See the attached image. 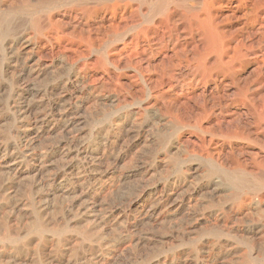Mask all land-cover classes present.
Returning a JSON list of instances; mask_svg holds the SVG:
<instances>
[{
    "label": "bare ground",
    "instance_id": "obj_1",
    "mask_svg": "<svg viewBox=\"0 0 264 264\" xmlns=\"http://www.w3.org/2000/svg\"><path fill=\"white\" fill-rule=\"evenodd\" d=\"M0 111V264H264V0H0ZM10 134L26 166L62 139L99 255L22 237Z\"/></svg>",
    "mask_w": 264,
    "mask_h": 264
},
{
    "label": "rangeland",
    "instance_id": "obj_2",
    "mask_svg": "<svg viewBox=\"0 0 264 264\" xmlns=\"http://www.w3.org/2000/svg\"><path fill=\"white\" fill-rule=\"evenodd\" d=\"M16 117H19V113L0 111V118L2 119L0 122V125L3 127L4 130L8 129L11 131V129H13V127H12L13 126V120H15ZM61 140L62 139H60V138L51 139L49 142H47L45 147H43L42 149L35 150L34 151V153L36 152L35 153L36 156L34 158L35 162H33V160H34L33 159L32 162H30L28 166H26L24 164L25 160H26L24 155H21L19 153L20 146L22 145V142H23L22 140H18L17 138L13 137V134H12V136L10 134L9 139L7 138L3 142L4 145L1 149L2 155L5 156V158L7 160H9V161L12 160L11 161L12 163L17 164L21 169H23L22 171H24L22 177L16 176L11 172L9 173V171L7 169L4 171V175H3V187L4 188H3V190H4L6 197L10 198L9 201H7V204L16 205L22 214V217H23L22 218L23 219L22 220V224H23V235H22V237L23 238H28L27 236L30 237L32 235L30 233L31 232V221H32L31 219L34 215H40V217L43 219V221L45 223L50 222L51 219H55V223L57 224V228L59 230V233L57 232V234H54V230L51 229L50 226H48L46 229L47 233H45V238L51 239V238L57 237V238L63 239L64 237L65 238H67V237L71 238L72 237L71 239L76 241L78 246H81L84 248H92L93 254L97 256V255H99V253L101 251L104 250V248H99V244L101 243V241L99 239H97V240L92 239L93 242L92 241L87 242V241H83L81 238L83 236V233H85L83 231L87 230V232H89L92 230L91 228L93 226L86 224V222L89 220L88 215H89V213H92V212L89 209V213H88L85 206L81 205V202H79L78 200H75V199L72 200L71 196L70 197L67 196L66 194L63 193L62 189H58V188H60V185L62 183H65V182L66 183L63 185V189H64V187H66V184H67L66 179L68 178V177L66 179H62L59 177L56 178L57 174L59 176H61V174L64 173L61 171V168H62V165L64 164V161L60 160V156H62V154L58 150L59 145H57V142L61 141ZM83 140L84 141H81V142H83L84 145L89 144L87 139H83ZM57 151H59L61 154L58 156V158L53 156V155L57 154L56 153ZM26 153H25V155L28 156L30 154H33V151H28ZM50 158H52V161H50ZM58 161H59V163H58ZM34 165L35 166H41V171L36 170L34 168L32 169V166H34ZM48 170H49V172H48ZM28 175H32V176H28ZM68 180H69V178H68ZM41 181H42V183H41ZM84 188L86 189V186ZM54 189H55V191H54ZM60 194H62L63 196ZM71 206L73 207L72 208L73 212L69 215ZM78 214H79V216H78ZM92 214L97 216V213L96 214L92 213ZM24 221H25V223H24ZM70 223L75 225L76 229H73V230L68 229L69 228L68 225H70V226L72 225ZM119 225H120V223L119 224L117 223V225L115 227H119ZM67 229L70 231H68ZM66 233H68V235ZM69 234H70V236H69ZM105 234L106 233H104V235ZM57 235H59V236H57ZM63 235H65V236H63ZM77 235H79L80 237ZM104 238H105L104 236H101V239L104 240ZM80 239H81V241H80ZM7 264H9V263H7ZM43 264H46V263H43Z\"/></svg>",
    "mask_w": 264,
    "mask_h": 264
}]
</instances>
